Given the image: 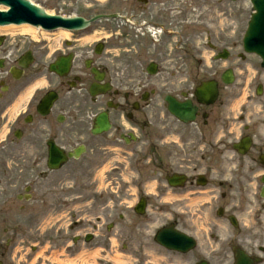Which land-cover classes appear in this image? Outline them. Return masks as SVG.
Masks as SVG:
<instances>
[{
    "label": "flooded vegetation",
    "instance_id": "1",
    "mask_svg": "<svg viewBox=\"0 0 264 264\" xmlns=\"http://www.w3.org/2000/svg\"><path fill=\"white\" fill-rule=\"evenodd\" d=\"M29 1L80 22L0 31V264H264L263 60L239 51L218 58L238 47L228 16L243 22L244 12L228 0L209 6L226 20L214 36L195 18L208 0ZM166 94L189 101L194 118H165ZM100 114L109 128L93 133ZM68 162L89 206L69 229L86 216L92 231L50 224L61 219L55 190ZM106 164L127 175L123 209L113 207V175L105 194L92 183ZM172 174L183 182L170 185ZM162 226L189 240L159 245Z\"/></svg>",
    "mask_w": 264,
    "mask_h": 264
},
{
    "label": "rangeland",
    "instance_id": "2",
    "mask_svg": "<svg viewBox=\"0 0 264 264\" xmlns=\"http://www.w3.org/2000/svg\"><path fill=\"white\" fill-rule=\"evenodd\" d=\"M247 3V1H246ZM245 8H247V4L245 5ZM215 21V20H214ZM213 21V22H214ZM236 35H238V30L236 31ZM235 35V37H236ZM115 165H118L117 162H115ZM108 167H102L100 168V170L97 173V179L94 180L95 183L98 184H103L105 185L106 183H108V179L109 178V173L110 171H108L109 169H107ZM70 168L67 169V174L66 176V182H64L61 185V188H58L56 191L58 192L57 195V200H60L59 203H57L58 205L56 206V210L60 209L61 210V215H64L65 218V223H69V221H71V216L77 215L76 213V207H75V203L77 202L76 199V193H78V187H77V182H78V186H79V179L77 178V176H74L73 173H71ZM120 169L118 168H114L113 169V181L115 183V186H117V184L123 185V183H125V177L126 175L123 173H120ZM122 188V187H121ZM120 187H115V193L113 194V199H114V204L113 207L114 209H122L123 205L122 203L119 204V200L121 199L122 196V189ZM108 189L105 187L103 192H107ZM100 203V202H99ZM53 213V212H52ZM101 214V213H99ZM82 224L84 226L87 227V223L90 224L89 222H87L85 220V218H83Z\"/></svg>",
    "mask_w": 264,
    "mask_h": 264
},
{
    "label": "water",
    "instance_id": "3",
    "mask_svg": "<svg viewBox=\"0 0 264 264\" xmlns=\"http://www.w3.org/2000/svg\"><path fill=\"white\" fill-rule=\"evenodd\" d=\"M261 2H264V0H257L256 2V7L258 9L256 21L261 20V16L264 18V3L262 4ZM0 3L10 6L8 11H0V23L19 22L22 20L35 21L41 18L37 11L19 0H0Z\"/></svg>",
    "mask_w": 264,
    "mask_h": 264
},
{
    "label": "bare ground",
    "instance_id": "4",
    "mask_svg": "<svg viewBox=\"0 0 264 264\" xmlns=\"http://www.w3.org/2000/svg\"><path fill=\"white\" fill-rule=\"evenodd\" d=\"M27 30H28V28H25V29H24V31H27Z\"/></svg>",
    "mask_w": 264,
    "mask_h": 264
}]
</instances>
